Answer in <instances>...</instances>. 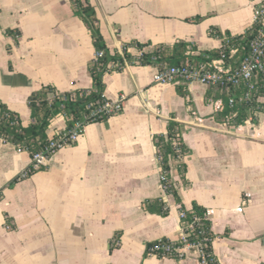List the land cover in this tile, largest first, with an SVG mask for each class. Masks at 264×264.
<instances>
[{"label":"crops","instance_id":"1","mask_svg":"<svg viewBox=\"0 0 264 264\" xmlns=\"http://www.w3.org/2000/svg\"><path fill=\"white\" fill-rule=\"evenodd\" d=\"M263 0H88L111 53L131 42L207 52L252 27ZM128 52L139 55L135 47ZM96 50L72 0H0V101L30 122L28 96L43 85L60 92L92 87ZM154 65L106 72L104 96L125 94L124 108L85 125L78 141L25 178L32 156L0 139V264H199L147 252L180 235L179 204L165 196L154 137L178 123L188 153L170 171L181 204L207 210L219 264H264V95L241 124L219 116V91L201 83L154 82ZM187 89L188 97L177 88ZM67 128L55 117L47 135ZM167 202L159 213L154 203Z\"/></svg>","mask_w":264,"mask_h":264},{"label":"trees","instance_id":"2","mask_svg":"<svg viewBox=\"0 0 264 264\" xmlns=\"http://www.w3.org/2000/svg\"><path fill=\"white\" fill-rule=\"evenodd\" d=\"M72 4L76 15L90 32L96 53H102L90 64L92 87L90 89L60 92L53 86L43 85L40 89L31 92L27 101L31 119L27 125H23L20 116L0 101V139L29 152L31 156L34 153L45 151L49 145L50 137L47 135V129L51 121L58 115L66 116L67 129L71 128L75 122L87 125L88 123L102 121L107 118L101 115L91 116V112L106 98L104 96L105 84L103 82V76L106 72L119 71L127 64L133 63L142 66L154 65L159 70H162L165 67L181 65L187 59L206 61L217 58L221 49L229 50L232 47L243 46V52H245L249 41L254 35V31L263 26L261 22H258L254 25L253 30L249 29L244 34L235 37L228 35L230 37L229 41L224 42L220 49L207 52L198 51L195 47L189 48L187 43L179 41L171 46L156 45L149 49H146L148 47L147 44L131 42L124 46L121 53H111L102 36L95 8L88 0H72ZM128 47L137 48L140 51L139 55H131L128 52ZM188 51L189 53L187 54ZM241 54L242 52L240 51ZM252 84L253 89L249 100L242 98L247 91L244 86L232 92L236 99L232 106L228 103L227 95L221 93L224 102L223 110L220 111L219 116L223 120L236 125L245 122L249 117L255 120L253 116L262 108L258 98L264 95V70L256 74ZM216 90L213 88V92ZM177 91L185 98L188 97L187 89L184 90L182 87H178ZM177 126L178 123L171 120L168 122L167 132L154 137L157 156L161 158V172L169 181L170 171L174 163H176L175 165L179 172H183L184 165L180 160L188 153V149L181 140ZM174 142L177 145H174ZM167 194L172 195L176 203L179 204L178 209L185 212V221L193 222V230L189 235V240L201 242L203 251L208 256L210 264H219L213 254L212 241L214 235L211 231V222L208 218L207 210L196 202L193 203L190 209H186L181 204L171 182L167 185ZM154 203L157 205L156 210L159 213L168 214L169 206L162 198H159ZM164 240V242L167 241V239ZM155 242L148 245V253H153L152 247ZM157 255L160 256V254ZM172 257L178 256L174 255Z\"/></svg>","mask_w":264,"mask_h":264},{"label":"built area","instance_id":"3","mask_svg":"<svg viewBox=\"0 0 264 264\" xmlns=\"http://www.w3.org/2000/svg\"><path fill=\"white\" fill-rule=\"evenodd\" d=\"M258 22H261L263 26L254 31V35L249 41L245 52H243L244 47L239 46L240 48L232 47L229 50L221 49L219 57L210 60L194 61L187 59L181 65L165 67L159 70L154 75V82L161 84H178L182 82L187 86L196 82L201 83L209 88L217 89L222 94H226L228 103L231 106L236 101L235 95L232 92L244 86L247 88V91L242 98L249 100L253 89L252 80L258 72L264 70V0L255 7L252 19V30ZM229 38H224V42H228ZM240 51L242 52L241 55ZM101 54V52H97L95 58ZM126 97L125 94H120L115 100L105 98L91 112V116L101 115L109 117L120 113L124 108ZM222 110L223 103L222 100H219L216 103V111ZM84 128L85 124L75 122L71 128H66L64 131L51 136L49 145L45 151H40L32 155L30 168L24 170L20 174V177L25 178L34 170L49 167L54 154L58 150L76 143L84 132ZM174 145H177V143L174 142ZM18 150L22 149L18 148ZM157 160L160 165L161 158L159 156H157ZM160 180L162 191L167 196V185L170 181L162 172L160 173ZM185 217V212L179 210V237L176 240L169 238L158 239L152 247L153 254H160L161 257L174 255L181 257L185 254V251L195 250L199 254V264H210L208 256L203 251L201 242L189 240V235L193 230V222H186ZM164 239H167V241L164 242Z\"/></svg>","mask_w":264,"mask_h":264}]
</instances>
